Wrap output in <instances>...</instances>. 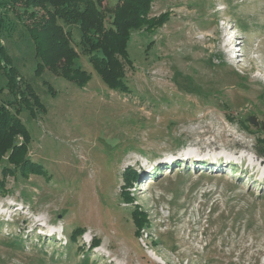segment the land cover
<instances>
[{"label":"rangeland","instance_id":"374dc122","mask_svg":"<svg viewBox=\"0 0 264 264\" xmlns=\"http://www.w3.org/2000/svg\"><path fill=\"white\" fill-rule=\"evenodd\" d=\"M163 12L162 27L131 32L128 93L103 83L76 27L75 66L90 81L35 76L31 39L8 12L2 43L45 108L19 118L46 174L6 177L0 264H264L263 135L246 122L264 125V0H157L149 17ZM5 84L0 74V104L12 100ZM128 167L138 183L124 189ZM136 204L150 219L140 236Z\"/></svg>","mask_w":264,"mask_h":264},{"label":"trees","instance_id":"16d2710c","mask_svg":"<svg viewBox=\"0 0 264 264\" xmlns=\"http://www.w3.org/2000/svg\"><path fill=\"white\" fill-rule=\"evenodd\" d=\"M155 1L117 0L112 7H101L98 0H0V74L5 77V88L12 97L11 101L0 104V192H7L4 189L7 176L19 175L26 179L31 174H46L40 164L29 158L31 137L19 118L24 109L32 118H36L37 110L45 111V108L31 84L19 75L18 68L2 43V37H8L13 30L8 12H14L22 20L31 39L37 60L35 76L39 77L48 70L79 88L90 81V74L75 66L79 53L71 44V27H76L80 33L81 54L87 57L103 83L111 91L128 93L124 65L132 66L128 54L131 32L143 28L154 31L169 20L168 12L149 17ZM46 85L49 92L54 94L52 87ZM246 122L262 133L263 137L258 139V143L264 154V125L255 123L254 117H249ZM241 124L248 128L243 122ZM137 176L135 170L126 168L122 174L123 188L137 183ZM122 195L126 202L134 200L127 190H123ZM131 217L135 234L142 235L141 231L150 226L147 212L136 204ZM82 232V229L76 228L71 234V241H75ZM99 243L100 239L93 238L90 248Z\"/></svg>","mask_w":264,"mask_h":264},{"label":"bare ground","instance_id":"6f19581e","mask_svg":"<svg viewBox=\"0 0 264 264\" xmlns=\"http://www.w3.org/2000/svg\"><path fill=\"white\" fill-rule=\"evenodd\" d=\"M236 47H238V46H235V49H234V51H232L233 53H235L236 55H238V52H240V49L239 50H237L238 48H236ZM232 58H234L232 55H230Z\"/></svg>","mask_w":264,"mask_h":264}]
</instances>
